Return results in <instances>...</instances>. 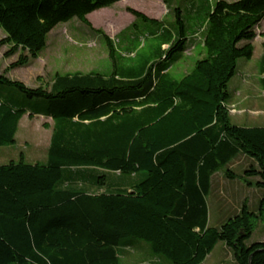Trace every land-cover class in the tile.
Here are the masks:
<instances>
[{"label":"trees","instance_id":"obj_1","mask_svg":"<svg viewBox=\"0 0 264 264\" xmlns=\"http://www.w3.org/2000/svg\"><path fill=\"white\" fill-rule=\"evenodd\" d=\"M118 1L0 0V44L10 45L6 56L19 51L9 67L38 57L58 23L75 17L93 29L86 16ZM162 1L175 17L169 27L126 8L134 19L119 34L139 22L151 39L141 55L120 41L128 62L93 29L107 49V73L56 72L33 88L0 74V83L46 100L27 113L0 96V147L14 143L24 114L52 121L44 162L0 165V264H122L133 239L167 264H202L218 242L235 264H264V240L246 243L264 225V125L233 124L227 91L237 59L253 54L264 0H216L204 14L199 57L180 77L171 68L190 32L181 10ZM240 154L255 162L245 176L257 177V207L243 202L209 226L211 177L220 170L232 177L228 165Z\"/></svg>","mask_w":264,"mask_h":264},{"label":"rangeland","instance_id":"obj_2","mask_svg":"<svg viewBox=\"0 0 264 264\" xmlns=\"http://www.w3.org/2000/svg\"><path fill=\"white\" fill-rule=\"evenodd\" d=\"M234 1V0H225ZM216 0H170L169 8H179L184 22L188 26V40L186 49L180 58L174 62L171 73L180 77L193 65L199 57L201 47V25L204 14ZM127 7L134 8L150 18L163 20L166 26L174 24L173 12H168L165 4L159 0H120L113 5L100 8L89 13L86 18L93 29H101L114 41L118 54L123 56L120 63L128 62V50L122 48L121 42L128 41L129 46L139 55L146 54L151 40L142 26L132 27L130 32L122 31L132 21L133 16L126 11ZM197 11V13L195 12ZM142 25V24H141ZM264 31V24H262ZM255 29V37L251 41L253 54L250 59H237L235 74L227 83L230 94L228 101L229 117L233 124L241 126L264 125V89L259 83L261 73L259 60L262 54L264 33L262 29ZM78 18L58 23L47 36L46 46L38 52V57L30 58L26 65L10 68L16 61L19 51L10 56L6 52L10 45L0 44V74L10 80H17L28 87L47 86L53 75L89 71L107 73L111 70V63L107 56V49L101 36ZM261 31V32H260ZM191 33L193 35H191ZM4 34L0 30V40ZM121 41V42H120ZM244 41H240L241 45ZM143 43L145 45L143 46ZM122 48V50H121ZM25 53V52H24ZM134 53H129L132 56ZM0 96L16 107H23L29 112L42 110L46 104L43 98H29L16 87L0 83ZM24 114L18 123L15 141L0 147V165L9 161L22 160L28 163L44 162L51 136L52 121L43 115ZM48 125V126H46ZM255 162L244 155H238L229 165L232 177H228L223 170L214 173L212 188L208 197V225L217 226L227 217L236 212L242 205V198L247 206L254 210L260 190L253 184L257 177L245 176V171ZM250 183V184H247ZM132 246L122 250V264H167L162 256H153L149 252L146 242L133 239ZM264 240V225L258 222L247 244ZM202 264H235L231 250L222 242H218Z\"/></svg>","mask_w":264,"mask_h":264},{"label":"crops","instance_id":"obj_3","mask_svg":"<svg viewBox=\"0 0 264 264\" xmlns=\"http://www.w3.org/2000/svg\"><path fill=\"white\" fill-rule=\"evenodd\" d=\"M154 1H158L159 2V0H154ZM162 1V0H161ZM163 2V1H162ZM131 8V7H130ZM134 9V8H133ZM158 18V17H157ZM157 18H154V19H157ZM262 24H264V18L254 27V31H255V29L257 28V27H260ZM260 29H262V27H260ZM256 32V31H255ZM261 32V31H260ZM261 33H264V31H263V29H262V32ZM264 35V34H263ZM262 37H264V36H262ZM214 175V174H213ZM213 175H212V177H211V188H212V178H213ZM210 192H211V190H210ZM208 197H209V195L206 197V204H207V209H208V206H209V204H208ZM259 197H260V193H259V196H258V198H257V201H258V199H259ZM242 200L243 201H241L242 203L243 202H246V199L243 197L242 198ZM247 203V202H246ZM208 216H209V211H208Z\"/></svg>","mask_w":264,"mask_h":264}]
</instances>
